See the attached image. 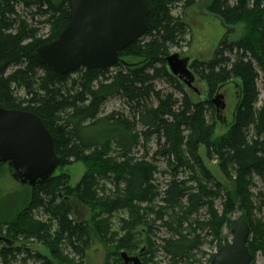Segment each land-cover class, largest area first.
<instances>
[{
  "label": "trees",
  "instance_id": "16d2710c",
  "mask_svg": "<svg viewBox=\"0 0 264 264\" xmlns=\"http://www.w3.org/2000/svg\"><path fill=\"white\" fill-rule=\"evenodd\" d=\"M144 1L150 9L148 32L121 54L123 63L113 67L114 72L111 68L60 75L40 65L36 51L55 42L69 24L68 0H0V106L40 117L60 159L53 177L34 188L22 186L24 193L16 202L0 210L1 264H14L20 256L24 263L82 264L94 235L105 244L115 242L117 252L138 251L141 226L147 228L146 255L151 256L141 255L144 264H153L158 251L170 264H195L193 254L205 241L198 232L207 229L219 249L229 244L221 238L222 230L237 223L231 216L238 212L251 228L252 264L258 252L264 254V223L255 218L257 197L252 192L256 176L264 181V109L259 108L264 0L209 4V13L227 28L245 30L235 41L225 38L213 60L191 62L205 89L200 100L166 63L171 49L179 48L188 34L175 11L185 14L198 0ZM42 26L49 27L48 34L41 35ZM159 81L173 91L158 90ZM234 83L239 94L233 122L223 136L215 137L216 108L210 99ZM113 98L122 99L127 111L103 116V107ZM140 148L143 155L137 157ZM202 148L207 160L217 161L224 177L234 182V193L210 173ZM161 161L173 176L162 192L155 179ZM75 164H83L87 172L73 187L68 171ZM183 172L191 174L186 181L178 179ZM10 178L7 165L0 163V193L10 188ZM220 198L222 214L214 207ZM76 204L90 208L93 223L72 218ZM203 209L207 218L190 223ZM119 213L128 214L121 221V237L111 224ZM156 221L174 234L160 246L152 241ZM34 244L48 249L50 257L34 252Z\"/></svg>",
  "mask_w": 264,
  "mask_h": 264
},
{
  "label": "water",
  "instance_id": "95a60500",
  "mask_svg": "<svg viewBox=\"0 0 264 264\" xmlns=\"http://www.w3.org/2000/svg\"><path fill=\"white\" fill-rule=\"evenodd\" d=\"M69 24L59 38L36 51L40 65L60 75L79 70H106L123 63L121 54L148 32L150 9L144 0H68ZM192 60L172 54L170 73L192 89L196 81ZM195 92H198L194 89ZM219 93L212 100L217 114L225 110ZM264 109V106H263ZM0 163L17 183L34 188L54 176L60 167L54 138L37 115L0 106ZM251 228L245 220L232 228V241L214 254L211 264H252ZM124 264H142L122 253Z\"/></svg>",
  "mask_w": 264,
  "mask_h": 264
},
{
  "label": "rangeland",
  "instance_id": "374dc122",
  "mask_svg": "<svg viewBox=\"0 0 264 264\" xmlns=\"http://www.w3.org/2000/svg\"><path fill=\"white\" fill-rule=\"evenodd\" d=\"M212 0H198L197 4L189 9L185 14L182 13L181 9L175 11V15L182 16L183 20L188 26V34L185 37V41L181 43L179 48H172V54H179L182 58H189L190 60H200L204 62H208L213 60L216 52L221 47L222 41L226 38L229 41H235L239 39L245 28L244 26H239L238 29H229L227 28L222 21L211 15L208 11V6ZM22 11V9H21ZM24 16H27L26 11L23 13ZM49 32L48 26L41 27V35H46ZM116 69L112 68L111 72H114ZM156 87L158 90L172 92L173 89L169 87L164 81H159L156 83ZM259 88L261 91V101L259 103V108H263L264 106V75L261 74V79L259 81ZM196 89L198 92H195ZM189 92L193 95L195 100H200L205 95V89L203 84L196 81L192 89H189ZM220 95L224 97L222 100L225 104V110H223L220 114H215L216 122H217V130L215 137L223 136L229 129V126L233 122L234 113L238 104V94L239 88L237 83L231 84L225 88H222L219 92ZM217 95V94H216ZM216 95L210 99L212 101ZM127 111L125 102L120 98H113L109 100L106 105L103 107V116H107L113 112H124ZM149 149L151 150V155L156 151V145L154 142L150 143ZM138 153L136 156L143 155V149H138ZM200 155L209 169L210 173L213 175L215 180L222 184L228 191L234 193L235 185L234 182L227 180L224 175L221 173L217 161H209L207 160L206 150L202 148L200 150ZM87 168L83 164H75L71 168H69V175L71 176V186L75 187L86 174ZM10 175V173H9ZM11 176V175H10ZM191 174L180 173L178 179L180 180H188ZM173 176H171L170 172L166 170L165 161L159 162V170L155 175L156 185H158L160 191H164L168 183L172 180ZM11 179V178H10ZM8 184V183H7ZM254 187L252 188V192L255 195L258 211L255 213V218L264 223V181L259 177L254 178ZM10 188L4 189L0 193V210L8 209L11 205L16 202V199L24 193L23 187L21 184L15 182L13 179L10 180ZM193 185V184H189ZM194 186V185H193ZM110 188V187H109ZM157 202V201H156ZM158 208L162 206L161 201L157 202ZM215 209L219 214L223 213V199H217L214 204ZM260 209V210H259ZM243 216L242 212L235 213L231 216V219L234 222H238L241 220ZM72 218L78 222H89L93 223V213L90 208L76 204L74 208V214ZM125 218H128L127 213H119L116 214L112 221V232L118 233L119 236H123L125 233L121 230V221ZM153 220L155 216H151ZM207 218V210L203 209L198 214L192 215L190 217V223L194 224L195 221H204ZM41 219V218H40ZM167 221V219H166ZM188 225V224H187ZM187 225H184L186 227ZM153 235L152 241L160 246L161 242L164 238H171L174 236L173 233L166 230L163 223L156 221L153 224ZM234 227V226H233ZM227 225L222 230V237L224 240L230 243L232 241V228ZM147 228L141 226L138 228L137 233L139 236V240L143 243H139L138 251H120L117 252V244L114 242H109V244H105L100 241L98 237L94 235V239L92 241V248L88 252V257L83 261L82 264H124L121 254L127 253L131 257H138L142 264H144V258H149L151 256L146 255L148 245L146 242V238L149 236L147 233ZM204 241V245L197 250L193 254V261L195 264H208V261L211 255L217 252V242L211 243L212 237L209 236V232L207 229L200 230L198 232ZM253 236L251 235L250 241ZM225 241V242H226ZM249 241V242H250ZM34 252L41 253L44 256L50 257V252L48 249L43 247L42 245L34 244L31 246ZM141 255H144L143 258ZM23 257L20 256L14 264H37L34 260H28L26 263L22 261ZM79 262L81 261L79 258L77 259ZM153 264H170L169 259L165 257V255L158 251L156 257L154 258ZM1 264V262H0ZM180 264H186L185 262ZM256 264H264V254L262 252H258L256 256Z\"/></svg>",
  "mask_w": 264,
  "mask_h": 264
},
{
  "label": "flooded vegetation",
  "instance_id": "af4514ba",
  "mask_svg": "<svg viewBox=\"0 0 264 264\" xmlns=\"http://www.w3.org/2000/svg\"><path fill=\"white\" fill-rule=\"evenodd\" d=\"M199 93V92H198Z\"/></svg>",
  "mask_w": 264,
  "mask_h": 264
}]
</instances>
